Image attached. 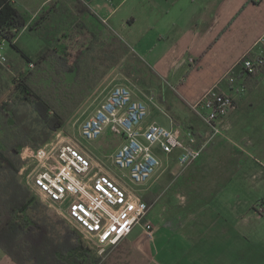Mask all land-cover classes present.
Listing matches in <instances>:
<instances>
[{
	"label": "crops",
	"instance_id": "obj_1",
	"mask_svg": "<svg viewBox=\"0 0 264 264\" xmlns=\"http://www.w3.org/2000/svg\"><path fill=\"white\" fill-rule=\"evenodd\" d=\"M15 1L22 11L30 15L31 23L52 5L51 12L57 11L60 20H83L86 15L92 16L90 12L97 15L128 47L122 61L129 57L132 59L130 68L139 74L140 83L149 74L155 79L154 82L149 81L146 90L140 89L139 95L134 93V97L158 107L170 118V128L181 137H185L189 129H180L177 123L180 121L173 118L177 115V110L171 107L174 102L176 107L184 105L194 112L192 105L201 100L209 89L230 90L227 77L245 56L264 55V0ZM63 10V15H60ZM25 31L36 33L29 28L21 32ZM115 68L109 72L108 79L116 73ZM94 92L96 101L98 93ZM152 121L159 122L155 118H147L143 125ZM80 144L87 153L89 148ZM202 159L186 167L180 165V169L174 165L168 167L174 174L176 185L172 188V210L160 206L157 193L143 194L142 197L157 195L151 201L146 217L154 223L153 236H149L140 223L119 243L107 246L103 254H99L95 246V252L102 256L100 264H257L245 262L244 245L238 244L237 229L244 225L245 212L237 209L239 205L233 209L226 208L225 200L212 210L206 205L209 198H202L207 191L204 186L196 190L192 175L196 168L202 166ZM95 164L116 175L111 168ZM182 193L185 198H200L194 200L200 205L199 209H192L187 201H179L177 198H183ZM239 202L243 203L242 199ZM65 221L75 236H84L71 220ZM242 231L239 233L241 242ZM181 254H187V257L182 259ZM0 264L17 263L3 251Z\"/></svg>",
	"mask_w": 264,
	"mask_h": 264
},
{
	"label": "trees",
	"instance_id": "obj_2",
	"mask_svg": "<svg viewBox=\"0 0 264 264\" xmlns=\"http://www.w3.org/2000/svg\"><path fill=\"white\" fill-rule=\"evenodd\" d=\"M51 9L53 5L31 23L30 15L15 0H0V38L22 56L20 63L8 57L5 65L14 78L0 90V248L17 264H100L102 256L75 236L65 220L43 212L48 205L20 178V152L27 145H44L62 129L121 63L128 47L92 12L95 28L82 19L60 20ZM26 28L45 40L36 58L20 50L16 42ZM242 60L230 75L256 82L264 67L248 73ZM32 63L41 71L39 75ZM40 77L43 82L50 79L49 85ZM144 198L151 205L156 196Z\"/></svg>",
	"mask_w": 264,
	"mask_h": 264
},
{
	"label": "built area",
	"instance_id": "obj_3",
	"mask_svg": "<svg viewBox=\"0 0 264 264\" xmlns=\"http://www.w3.org/2000/svg\"><path fill=\"white\" fill-rule=\"evenodd\" d=\"M5 44L0 38V63L8 61ZM263 67V54L242 60V68L248 73ZM228 77L229 91L213 87L192 105L204 124L200 135L188 131L181 137L173 128L157 121L144 126L147 104L135 98L125 84L113 86L93 113L82 121L80 132L88 140L99 138L106 130L123 136L114 163L119 169L128 170L132 182L146 183L161 165L154 146L166 154L179 149L177 161L186 167L202 156L216 136L224 135L226 118L246 91L244 78ZM20 155V174L26 182L61 217L76 224L95 243L99 254L107 246L119 243L137 224L142 223L148 235L153 236L154 225L146 219L151 208L148 202L131 191L122 177L96 165L78 141L56 137L38 147L24 146Z\"/></svg>",
	"mask_w": 264,
	"mask_h": 264
},
{
	"label": "rangeland",
	"instance_id": "obj_4",
	"mask_svg": "<svg viewBox=\"0 0 264 264\" xmlns=\"http://www.w3.org/2000/svg\"><path fill=\"white\" fill-rule=\"evenodd\" d=\"M64 11H61L60 15H63ZM77 12H79L78 9ZM83 20L92 28L97 26V21L90 15H86ZM17 44L20 50L30 57L36 58L38 52L45 44V40L38 33L33 34L30 31H25L20 33ZM5 51L10 59H13L15 62H21V52L10 46L7 42L5 44ZM128 60L131 63L130 65L127 64ZM5 64L0 63V90L9 87L14 78L13 71L9 70L8 65ZM131 65H133L132 59L128 58L123 60L115 68L116 70L114 69L116 73L111 79H108V73L96 89L98 99L95 101L94 90L87 97L84 105L70 117L66 125L58 130L52 138L57 137L62 141L75 140L86 145L89 148L87 155L91 157L94 163L111 168L116 175L124 179L129 185L130 190L137 195L142 196L151 191L157 193L159 195L157 201L161 202H159L160 206H165L170 211L173 206L172 188L176 185L174 184V174L168 167L174 165L176 168H181L180 164L176 161L179 149H176L174 153L166 154L158 146H154V152L160 158L161 165L149 181L137 184L132 182L128 177V170H121L114 163L113 154L122 144L124 140L123 136L106 130L99 138L88 140L80 132L82 121L93 113L101 100L108 95L113 85L118 83L129 85L133 94L139 95L140 89L146 90L148 88L149 81H155L154 77L149 74L148 78L144 77V81L140 83V76L133 72L130 68ZM30 66L35 70L34 72L38 75L40 74L41 71L37 69V66ZM41 79L43 82V77ZM44 82L46 85H49L50 79H46ZM245 86L246 91L238 97L236 108L226 119L224 135L216 136L207 146L201 156L203 158L201 163L203 164L196 168L192 179L194 180L196 190L203 186L207 190L206 196L202 198H209V202H206V205L212 210L214 207L221 205V200H225L227 205L224 206L226 208L228 206L233 209L239 205L237 209L245 212L243 229L241 227L237 229L238 244L243 243L244 245L245 262L264 264V73L258 77L256 82L245 80ZM149 93L152 92L150 91ZM156 100L159 101V99ZM146 104L148 107L147 118H155L159 123L170 128V118L161 112L158 107L148 102ZM171 107L175 111L177 110V115H175L176 117L173 116V118H178L177 120L180 121L177 122L180 129H189V131L194 132L196 135L201 134L202 122L194 112L184 105L176 107L175 102ZM19 175L22 182L30 188L31 192L40 198L26 182L23 175L20 173ZM216 177H219L218 180ZM188 195L191 196V194ZM181 196L183 198H177L179 201H187V204L192 209H199L200 205L195 203L194 200H199L200 198H185L183 193ZM239 199H242L243 203H240ZM40 200L45 203L41 198ZM43 212H46L54 219H65L49 205L47 210ZM72 224L80 230L76 224L73 222ZM152 224L154 225L153 222ZM58 228H60L59 225ZM240 230H244V232L242 231V242L239 240ZM82 240L88 246L95 248V243L86 236H83ZM233 244H236L235 241H233ZM2 252L0 248V253ZM182 255L180 256L182 259L187 257V254L185 256Z\"/></svg>",
	"mask_w": 264,
	"mask_h": 264
}]
</instances>
